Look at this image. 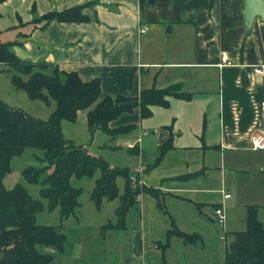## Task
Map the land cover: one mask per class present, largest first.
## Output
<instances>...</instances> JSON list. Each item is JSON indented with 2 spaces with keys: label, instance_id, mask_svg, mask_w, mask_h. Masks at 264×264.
<instances>
[{
  "label": "crops",
  "instance_id": "0c3cea01",
  "mask_svg": "<svg viewBox=\"0 0 264 264\" xmlns=\"http://www.w3.org/2000/svg\"><path fill=\"white\" fill-rule=\"evenodd\" d=\"M75 6H81L83 19L43 18L50 11ZM243 10L244 0H4L0 3V42L12 43L10 49L20 59L47 63L50 72L52 68L75 71L82 80L98 78L101 96L121 95L132 103L143 89L150 87L179 83L180 89L188 93L186 98L169 96L166 106L151 105L147 117H141L139 107L133 106L130 112H123L109 122L110 128L130 125L127 131L110 137L102 130L106 134L102 145L124 134L119 140L140 156V167L146 175L145 179L142 175L141 178L145 187L152 190L138 192L135 203L127 211L124 228H108L102 237L98 235L101 239L115 237L121 241L126 247L122 252L126 262L119 263L116 256L109 262H84L80 239L68 246L65 242L60 253L63 257L72 258L75 264H152L147 251L151 244L162 238L156 246L164 249L176 237L172 241L181 264L196 255L202 258L199 264H210L208 249L213 254L219 253L224 264V250L232 240L231 232L246 227L225 231L224 240L229 237V241H224L221 252L210 238L209 248L204 249L202 241L211 233L205 207L223 202L239 205L232 195L223 198V192H229L223 186L228 187L230 180L235 181L234 174L242 170L237 167L242 154L260 150L251 147V133L264 132V19L255 15L250 26H246ZM143 26L147 28L140 32ZM221 52L227 54L232 64H218ZM256 67L262 72H255ZM0 68L8 69L3 62ZM60 77L64 75L60 73ZM71 122L75 124L72 127L61 121V130L74 144L87 141L91 135L100 137L99 128L89 130L87 109H79ZM170 135L171 147L159 157V148ZM119 143H110L109 147L114 149ZM261 152L257 153L260 159L255 161V175H252L262 183L258 196L261 200L244 204L246 214L249 205L264 206L263 148ZM98 176L95 171L89 177L86 193L82 194L86 205L93 206L99 214L97 219L90 220L95 231L107 221H116L114 210L119 204L118 198H103L101 206L95 207L89 195ZM119 177L116 184L122 193L125 184L121 190ZM82 210L81 203L77 212L83 215ZM257 217L261 219L259 214ZM242 221L245 222V217ZM172 224L196 234L197 241L185 242L176 235L168 237ZM69 226L87 229L84 221ZM228 227H236L233 219ZM47 252L54 256L53 250ZM162 260H167L165 255Z\"/></svg>",
  "mask_w": 264,
  "mask_h": 264
},
{
  "label": "trees",
  "instance_id": "16d2710c",
  "mask_svg": "<svg viewBox=\"0 0 264 264\" xmlns=\"http://www.w3.org/2000/svg\"><path fill=\"white\" fill-rule=\"evenodd\" d=\"M80 10L81 6H75L50 11L43 18L81 20L84 15ZM11 44L0 42V62L13 71L12 83L24 88L32 99L53 98L55 107L43 120L0 99V264H53V254L42 247L51 246L61 253L67 236L59 226L36 221L42 202L33 198L22 184L16 183L11 188L4 186L3 177L10 170L11 157L21 154L26 147L43 151L44 164L24 167L22 174L27 181L41 185V196L47 199L49 209H58L61 220L70 215L77 218L76 212L81 205V188L73 184L72 178L92 177L99 170L89 199L96 208L101 206L103 198L119 199L114 210L116 221H107L99 227L102 237L108 228H124L127 211L135 203L138 192L152 190L145 187V183L133 185L126 167L111 166L102 157L91 155L81 145L71 142L63 135L61 121H74L79 109H87L89 130L93 132L99 128L112 137L127 131L130 125L110 128L109 122L123 112H130L133 106L139 107L141 117H147L151 105L166 106L169 96L186 98L188 93L180 89L179 83H174L163 88L143 89L134 103L126 102L128 98L121 95L101 96L98 78L82 80L75 71H59L57 68L47 73L44 71L47 63L18 58L11 51ZM171 144L170 135L161 144L159 157ZM117 176L125 179L122 193L118 192ZM231 233L232 240L224 250V264H264V226L257 217L256 206L247 207L246 228ZM167 235H176L185 242L198 239L196 234L182 231L174 224Z\"/></svg>",
  "mask_w": 264,
  "mask_h": 264
},
{
  "label": "rangeland",
  "instance_id": "374dc122",
  "mask_svg": "<svg viewBox=\"0 0 264 264\" xmlns=\"http://www.w3.org/2000/svg\"><path fill=\"white\" fill-rule=\"evenodd\" d=\"M4 71V72H2ZM45 72L51 73L49 68L44 69ZM12 70L11 69H4L0 68V99L6 102L11 107L21 108L27 114L34 116L39 119H47L50 112L55 107V100L49 97L47 100L35 98L32 99L29 97L28 92L24 88L16 87L12 83ZM26 78V75L23 76ZM131 100L128 99L126 102L131 103ZM64 123H68L70 127L73 122L69 120H62ZM76 123V122H75ZM77 123L75 129L78 131L79 128L77 127ZM81 130V129H80ZM100 137L98 135L89 136L87 141H83L82 143H75V145H81L84 147L91 155L100 156L109 164L123 168L126 167L130 174L136 173V170L141 169L139 155L136 153H132L128 150V147L119 140L124 134L119 135L116 139H111L110 142L106 144L102 143V138L106 139V134L100 129L99 130ZM68 132V131H67ZM71 140V139H70ZM71 142H73L71 140ZM120 142L114 149L109 147V144ZM262 149L258 150L257 152L248 151L246 154H242V157L239 159V163L237 167L242 168L238 174H234V180L229 181V186L223 188L228 189L230 195H232V199H236L239 203L238 206H229L227 203L223 202L224 207V225L218 224L216 217L214 215V207L212 205L207 204L205 207L206 214L209 215L207 218L208 225L211 228V233L209 236L203 239L202 245L203 248H209V238L211 239V243L215 247H219L223 249L224 241H229V237L224 240L225 231L230 230V228H245L246 227V207L244 204L246 203H254L258 202L259 195L261 194L262 183L260 179L257 177L252 178V175H255V161L260 159L257 153H262ZM254 156L256 158H254ZM43 151L36 147H26L23 152L19 155H14L10 159V170L5 174L3 177V184L6 188H11L16 183L22 184L28 193L35 199H38L42 202V209L36 213V221L40 224H54L59 226L60 231L64 232L67 236L66 245H71V241L79 240L83 243V253L82 257L84 262L89 263V261L93 263H102V262H109L114 259V256L117 257V261L119 263H125L127 257L123 256V251H125L126 247L122 244L121 241H118L115 237L101 239L99 238V229L96 230L95 224L91 223L90 220L97 219L99 214H97L96 210L86 205L85 200H83V193H86V188L88 186L87 181L90 179L89 177H81V178H72L73 184L81 188L80 194V201L82 203V213L81 211L76 212L77 218L74 215H70L67 218L61 220L59 216V211L57 208L49 209L47 199L42 197L40 194L41 185L38 183H32L25 179L22 174V169L27 166H34L39 167L44 164L42 160ZM256 168V167H255ZM244 169H247L244 171ZM244 171V172H243ZM142 172V171H141ZM96 173H99V170H96ZM141 175L145 179V172H142ZM257 176V175H256ZM142 179V178H141ZM82 181V182H81ZM118 186L122 190L123 185L125 184L124 178L120 176L118 178ZM260 181V183H258ZM144 183V182H143ZM89 201V199H86ZM90 202V201H89ZM91 203V202H90ZM92 205V204H91ZM258 208L260 221L262 220L264 226V206H258L254 204ZM153 209H156L152 205ZM158 211V210H155ZM160 217H164V214L158 212ZM110 216V215H108ZM245 217V222L243 223V218ZM106 218V217H105ZM238 218V220L236 219ZM233 219L234 224L236 227H228V222ZM106 220V219H105ZM87 229H80L78 227L70 228V223H78L83 222ZM238 226L240 227H237ZM240 224V225H239ZM158 225V223H157ZM230 225V223H229ZM172 239H178L176 237L171 238V242L165 248H161L156 246L157 243L161 242L163 239L159 241L156 239L153 243L150 241L149 243L151 246L148 248V252H150V258L152 264H181L180 257L177 255L179 252L176 247L173 245ZM45 251L53 250L54 259L53 264H75V260L72 258H67L66 256L63 257L62 254L57 252L51 246L42 247ZM208 256L210 257L209 263L210 264H221V257L219 253L213 254L211 253L212 250H207ZM165 255V261L162 260V256ZM172 256L173 260L172 261ZM190 260H186V264H199L202 262V258L199 255L193 258L189 257ZM174 262V263H173Z\"/></svg>",
  "mask_w": 264,
  "mask_h": 264
},
{
  "label": "built area",
  "instance_id": "2783aa9c",
  "mask_svg": "<svg viewBox=\"0 0 264 264\" xmlns=\"http://www.w3.org/2000/svg\"><path fill=\"white\" fill-rule=\"evenodd\" d=\"M146 26H143L140 28V32H144L146 30ZM219 65L224 64H232V61L228 58L227 54L225 52H221L220 56V62ZM255 72H262V69L260 67H256ZM262 105H264V101L262 102ZM250 144L253 149H264V132L263 131H254L250 135ZM142 169L136 170V173L130 175V182L133 185H141L143 184V180L141 179V172ZM230 196L229 192H223V198H228ZM214 215L216 217V220L219 224L224 223V207L222 204H219L214 207Z\"/></svg>",
  "mask_w": 264,
  "mask_h": 264
},
{
  "label": "water",
  "instance_id": "95a60500",
  "mask_svg": "<svg viewBox=\"0 0 264 264\" xmlns=\"http://www.w3.org/2000/svg\"><path fill=\"white\" fill-rule=\"evenodd\" d=\"M243 12L246 26H250L255 15H259L261 19H264V0H244Z\"/></svg>",
  "mask_w": 264,
  "mask_h": 264
}]
</instances>
